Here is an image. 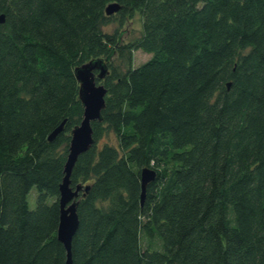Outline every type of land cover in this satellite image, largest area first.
<instances>
[{"label": "trees", "instance_id": "1", "mask_svg": "<svg viewBox=\"0 0 264 264\" xmlns=\"http://www.w3.org/2000/svg\"><path fill=\"white\" fill-rule=\"evenodd\" d=\"M111 3L120 26L140 15L128 48L151 56L123 74L120 35L102 30ZM1 16L0 264H66L74 70L110 56L102 121L70 176L71 264H264V0H0ZM109 134L117 146L99 145Z\"/></svg>", "mask_w": 264, "mask_h": 264}, {"label": "water", "instance_id": "2", "mask_svg": "<svg viewBox=\"0 0 264 264\" xmlns=\"http://www.w3.org/2000/svg\"><path fill=\"white\" fill-rule=\"evenodd\" d=\"M121 7L111 3L105 8V15L112 16L120 11ZM4 17H0V25ZM112 56L105 60H93L74 70L76 81L79 84L78 98L83 108L81 123L71 131L68 156L64 165V177L59 186V223L57 240L63 245L66 252V264H71V243L78 228L76 214L77 199L83 190L82 186L73 189L70 185V176L78 158L86 153L93 145L92 123L102 121V111L105 109L106 89L99 85L109 74L107 63ZM63 125L58 127L48 138L51 142L62 131ZM155 179V173L144 169L140 173L141 195L143 203L147 186Z\"/></svg>", "mask_w": 264, "mask_h": 264}, {"label": "rangeland", "instance_id": "3", "mask_svg": "<svg viewBox=\"0 0 264 264\" xmlns=\"http://www.w3.org/2000/svg\"><path fill=\"white\" fill-rule=\"evenodd\" d=\"M112 19L113 21H111V23L105 26L102 30L108 35H120L119 41L120 44L125 46V50L121 54L115 55L111 63L112 68L116 72L123 74L127 72V70L137 68L144 64L151 58V56L141 51H129L130 48H128L133 45V43H135L141 35V17L138 13L132 14L122 26L119 25V19L117 16L112 15ZM104 142L112 146H117L116 139L113 134L105 136L99 145ZM37 196V191L32 189L27 198L30 210L35 209ZM47 202L48 204H51L50 199H48Z\"/></svg>", "mask_w": 264, "mask_h": 264}]
</instances>
